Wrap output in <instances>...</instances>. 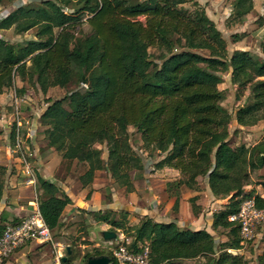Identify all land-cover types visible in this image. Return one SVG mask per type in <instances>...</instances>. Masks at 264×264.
<instances>
[{"label": "trees", "instance_id": "trees-1", "mask_svg": "<svg viewBox=\"0 0 264 264\" xmlns=\"http://www.w3.org/2000/svg\"><path fill=\"white\" fill-rule=\"evenodd\" d=\"M4 2L0 0V6ZM78 2L84 4L82 11L75 9ZM187 2L43 0L36 7L19 5L5 16L0 11L1 31L36 32V39L20 48L0 36V95L15 88L17 78L44 95L51 88L74 86L63 98L47 99L39 122L49 149L64 160L86 166L79 177L84 187L94 182L98 172L106 171L127 193L135 191L133 173L149 171L131 143L129 127H133L142 136L143 149L163 157L156 169L180 172L170 186L179 192L183 186L199 191V178H207L213 196L228 199L214 213L212 223L213 230H229L230 238L223 243L205 229L180 228L177 219L159 223L145 217L139 225L130 226L112 219L110 213L101 217L124 231L129 250L139 253L149 245L151 264H182L208 256H213L212 264H249L228 252L242 248L239 226L229 218L253 197L259 207L264 206L258 192L244 194L252 172L264 169V141L252 148L232 147L228 131L232 115L222 105L219 86L223 82L220 74L231 72L233 82L250 90L248 103L239 108L236 120L242 127L257 125L264 119V60L244 50L230 54L206 10L197 7L191 12L184 8ZM253 10L254 0H236L229 20L242 23ZM84 22L92 32L76 39L72 29ZM57 30L62 36L56 35ZM233 39L240 42L243 35L234 34ZM151 48L162 50L159 63ZM28 90L16 89L20 98ZM26 135L23 129L25 145L32 148ZM10 136L15 146V121ZM100 146H106V156ZM6 176L7 168L0 165V207ZM37 178L42 191L39 209L53 232L61 227L72 199L39 173ZM262 187L264 192V183ZM197 198L190 203L199 215L202 209ZM179 201L180 193L175 210ZM18 221L1 218L0 236L8 224ZM103 255L98 251L85 259ZM66 258L62 264H73L71 256ZM111 264L119 263L111 257ZM258 264H264V255Z\"/></svg>", "mask_w": 264, "mask_h": 264}, {"label": "rangeland", "instance_id": "rangeland-1", "mask_svg": "<svg viewBox=\"0 0 264 264\" xmlns=\"http://www.w3.org/2000/svg\"><path fill=\"white\" fill-rule=\"evenodd\" d=\"M187 1L188 2L184 5V8L191 12L197 9V7L206 10L207 15L215 22L217 28L221 31L224 39L226 40L230 54L236 50H244L250 52L254 57L264 60V0H254V10L246 16L244 22L242 23L229 20L233 11L234 2L236 0ZM42 2L43 0H5L2 6H0V11L2 12L1 16L7 15L9 12L15 10L19 5H30L32 7H36ZM83 7V2H78L75 4L76 10L80 11L83 9ZM88 14V12L82 13V15L85 16H88ZM72 31H74V36L76 39H83L92 32V28L87 22H84L81 26L72 29ZM61 33V30L56 31L57 36H62ZM237 33L243 35V39L240 42L235 43L233 35ZM35 34L36 32L34 30L23 35H17L13 30L0 31V36L7 39L17 48L25 45L27 41L36 39ZM150 52L153 59L159 63V57L163 53L162 50L158 48H151ZM202 53L204 55H208V52L206 51ZM220 75L223 78V82L219 86V89L224 95L222 105L232 115V121L228 126L229 142L234 148H238L243 145L252 148L264 141V119L255 126H240L236 120V113L240 107L248 103L250 90L240 87L238 81L233 82L231 78V72H223ZM72 89H74V86H71L68 89H62L59 87L52 88L49 92L50 97L51 99L63 98L67 95L68 91ZM22 101L23 111H26L27 107H29L28 109L32 110L31 106H34L37 109V112L40 113L43 111L47 99L42 95L40 90L32 88L29 90L28 96H24ZM12 105H14V99ZM25 117L27 120L31 121L35 118L26 114ZM41 129L42 128L40 127L39 132ZM35 131L36 128H34V132ZM129 134L135 151L143 159V162L147 167V171H149L146 173H154L156 164L160 161L161 155H159L157 152H149L143 149L142 136L135 128L129 127ZM32 135L34 136V133ZM32 145V148L29 146L26 147V152L31 154V160H37L39 157H37L35 152L34 143H32ZM100 148L103 149L104 156H106V146H100ZM9 153L12 158L15 157L18 159V154L16 152L9 151ZM62 168L67 169L69 174L75 178H79L80 175H82L86 170V166L84 164H76L75 162L70 161L65 162V164L63 163ZM144 175L145 174L143 172H134L132 177L134 181L140 180L142 188H146V191L152 193V191L148 189L150 184L147 183ZM106 178L107 176L105 171L100 173L98 177L99 184L104 183ZM171 183L169 186H167L171 190L170 194L172 196H177L180 193L181 195V189L179 192L175 189L176 187L170 186ZM263 183L264 169L253 171L251 183L244 187V194L257 193L258 190L261 192ZM5 187V194H8L11 188L7 177H5ZM20 187L23 188L19 191L20 196L27 197L30 195L39 201L41 197V190L38 186L36 190L31 186L28 188L26 183L22 181ZM113 189H119V185L115 182H110L106 188H103V190L106 191L103 205L107 206L113 204ZM198 189L199 192H202L199 198L203 197L205 202V206L201 207L202 210L200 214L205 216L207 225L203 223L202 226H204L205 230L210 232L218 242H227L230 238L229 230L223 228L219 230H213L212 226L209 224V219H211V216L209 215L210 213L221 211V209L227 205L228 199L219 200L214 196H207L206 193L208 190L210 191L208 188L207 178H199ZM187 207V211L185 210L186 212L190 213L193 211L190 201L189 206ZM152 209L153 208H151V210ZM173 212L174 217L176 218L180 212V201L178 210L173 208ZM108 213H110L112 219L121 221V223L124 225H129L131 223L132 219H129L130 213L126 211H113L111 209H105V207H103L100 211L79 209L75 215L70 214L64 217L65 222H63L60 228L52 232V240L50 242L30 243L18 250L10 260L17 259V264H62V259L64 257L71 256L73 258V264H87L88 261L85 259L86 255L95 254L98 251L103 252L110 258L114 257L113 250L122 242V239H124L122 236H128L124 234L123 230L113 228V226L101 220V217ZM208 217L210 218L207 220ZM180 226H182L180 228H185V225ZM104 229L113 231L116 234V238L113 240L104 239L102 234ZM68 249H70L71 254H69ZM228 252L235 256L244 257V259L248 261L249 264H258V258L264 255V238L257 241L255 244L242 247L240 250H228ZM59 257H61V259H59ZM212 258L213 256L201 257L194 260L183 261L182 264H212Z\"/></svg>", "mask_w": 264, "mask_h": 264}, {"label": "crops", "instance_id": "crops-1", "mask_svg": "<svg viewBox=\"0 0 264 264\" xmlns=\"http://www.w3.org/2000/svg\"><path fill=\"white\" fill-rule=\"evenodd\" d=\"M1 31V30H0ZM26 87V89L31 90L26 83L22 82L19 78L16 79V87L6 91L3 95H0V165L7 168V179L10 182V191L8 194L4 196V202L0 207V217L5 218L8 221L13 219H22L27 217L31 211L32 207L30 203L34 199L30 195L27 197H22L19 195V191L23 189L21 186V182H25L24 174L22 172V165L20 160L17 158H12L9 151L7 150V145L10 144V135L13 129L15 116H14V108L12 107L13 99L17 96L16 89H22ZM52 89V88H51ZM50 89V90H51ZM28 90V92H29ZM49 90V92H50ZM28 92L25 97L28 96ZM47 95L42 94L46 99L51 98L50 93ZM20 98V97H19ZM57 100V99H53ZM48 107V102H45V107L43 111ZM24 110V114L28 116L35 117L34 127L36 128V133L34 132V136L32 138V143H34V148L39 157L37 160H32V165L35 167L36 171L43 176L44 178L52 181L57 186H59L64 193H66L71 199L72 204H70L65 212L63 213V217L61 220V224L65 222L66 215H75L79 209H86L90 211L101 210L103 207L105 209H111L113 211H126L129 212V219L131 220L130 226H136L141 223V221L145 217H150L154 219L156 222H168L177 219L179 226L185 225V228H194L196 230H204L203 223L207 225L205 216L203 214H199V216L194 212H186L187 206H189L190 199L194 197H198L202 194V192L190 190L186 187L181 188L180 195V212L174 217L173 208L175 207V203L177 201V196H172L168 192V184L174 182L180 178V172L172 169V168H163L156 169L154 173H146L145 179L147 183L150 184L148 189L152 191L149 193L146 191L147 189H143L141 185V181H134L135 191L132 193H127L124 188L119 186V189H113V204L103 205L105 200V192L103 188H106L109 183H114L115 181L108 175L105 171L107 178L104 183L99 184L98 177L100 173L98 172L94 182L86 187H84L79 178L73 177L67 169H63V163L69 162L64 160L58 152L49 149L47 147V141L44 136V127L41 126L39 122V117L43 111L40 113L37 112V109L34 106H31V109ZM10 124V126H9ZM40 127L42 128L39 132ZM44 128V129H43ZM163 157H160V160ZM77 164V162H75ZM81 176V175H80ZM38 186V185H37ZM19 187V188H18ZM29 188V186H28ZM209 188V186H208ZM37 189V187H36ZM148 192V193H147ZM258 192H260L258 190ZM33 193V192H32ZM42 195V191H41ZM40 195V196H41ZM207 196H213L212 192L208 190L206 193ZM197 204L199 206H205L204 198L201 197L197 200ZM151 208H153L151 210ZM186 210V211H185ZM218 212V211H216ZM214 212L210 213L209 224L212 226V218ZM62 226V225H61ZM202 226V227H201ZM182 227V226H180ZM105 232H113L108 229H104L102 234L104 236ZM122 238H125L123 235ZM15 255V254H14ZM13 255V256H14ZM12 256V257H13ZM11 257V258H12ZM10 258V259H11ZM6 264H17L18 260H10Z\"/></svg>", "mask_w": 264, "mask_h": 264}, {"label": "built area", "instance_id": "built-area-1", "mask_svg": "<svg viewBox=\"0 0 264 264\" xmlns=\"http://www.w3.org/2000/svg\"><path fill=\"white\" fill-rule=\"evenodd\" d=\"M23 98H14L15 123L17 125V138L15 146L7 145L9 151L16 152L22 165L25 183L35 188L38 185V178L35 167L32 165L31 154L26 152V142L21 136V131H27V138L32 140L34 133V121L27 120L22 110ZM36 152V151H35ZM264 198V192H258ZM31 213L18 223H11L6 226L0 236V264H6L9 259L20 249L30 243H48L52 240V232L46 225L40 209L39 201L33 200L30 203ZM229 221L239 226L242 247L255 244L264 238V206L259 207L255 197L245 200L237 214L231 215ZM129 240L122 239V242L113 250L114 258L119 264H151L150 246L145 245L142 251L136 253L128 249ZM61 259V257H59Z\"/></svg>", "mask_w": 264, "mask_h": 264}, {"label": "water", "instance_id": "water-1", "mask_svg": "<svg viewBox=\"0 0 264 264\" xmlns=\"http://www.w3.org/2000/svg\"><path fill=\"white\" fill-rule=\"evenodd\" d=\"M116 238V234L114 232H105L104 233V239L106 240H113ZM70 253V249H68ZM67 258L64 257L63 260H66ZM87 264H111V258L109 256L103 255L100 257H92L89 258Z\"/></svg>", "mask_w": 264, "mask_h": 264}]
</instances>
